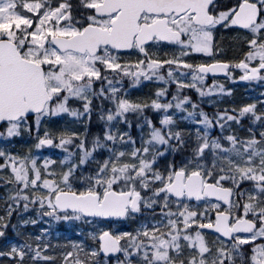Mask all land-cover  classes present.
<instances>
[{
  "label": "snow or ice",
  "instance_id": "obj_1",
  "mask_svg": "<svg viewBox=\"0 0 264 264\" xmlns=\"http://www.w3.org/2000/svg\"><path fill=\"white\" fill-rule=\"evenodd\" d=\"M219 76L264 84V0H0V264H264V91Z\"/></svg>",
  "mask_w": 264,
  "mask_h": 264
},
{
  "label": "rangeland",
  "instance_id": "obj_2",
  "mask_svg": "<svg viewBox=\"0 0 264 264\" xmlns=\"http://www.w3.org/2000/svg\"><path fill=\"white\" fill-rule=\"evenodd\" d=\"M225 42L228 43L227 40V35H225ZM237 54L235 52V50L233 49H229V55H234ZM221 82L225 83L228 87H232L234 89V94L231 97H226L223 99L222 103H221V107L224 106V104H232V103H236V104H240L242 102H250V99L253 97H258L259 93L261 91H264V84L262 83H252L249 84V82L246 81H236L235 83L229 82V81H225L224 79H220ZM208 82L210 83L211 81L208 80ZM125 87L126 86V82H125ZM152 87V85H149L148 82H145V86L140 87L137 86L136 90H130L131 94L133 96H137V95H142L144 92H147L148 89ZM171 87H175V85H172ZM191 93L193 94V98H196V94L194 93V91L190 90ZM251 93L250 95L247 93ZM201 107H203L206 111H208L209 113H211L213 111V105H209L206 102L204 104L201 105ZM186 123V122H185ZM244 123H247V121L245 120ZM96 130H99L98 127H94V132H96ZM215 134V133H213ZM21 147H24L23 145H20ZM57 152H59L60 150H55ZM30 228H33L34 226L29 225ZM34 233L36 231H33ZM69 238H73L72 234L68 235Z\"/></svg>",
  "mask_w": 264,
  "mask_h": 264
},
{
  "label": "trees",
  "instance_id": "obj_3",
  "mask_svg": "<svg viewBox=\"0 0 264 264\" xmlns=\"http://www.w3.org/2000/svg\"><path fill=\"white\" fill-rule=\"evenodd\" d=\"M248 94H250V93L248 92ZM18 147H19V146H18ZM0 190H1V189H0ZM47 227H48V226H47ZM55 227H56V230H57V231H60L61 228H62L61 225H56ZM65 234H67V232L62 233L63 236H64Z\"/></svg>",
  "mask_w": 264,
  "mask_h": 264
},
{
  "label": "water",
  "instance_id": "obj_4",
  "mask_svg": "<svg viewBox=\"0 0 264 264\" xmlns=\"http://www.w3.org/2000/svg\"><path fill=\"white\" fill-rule=\"evenodd\" d=\"M211 76V75H210Z\"/></svg>",
  "mask_w": 264,
  "mask_h": 264
}]
</instances>
